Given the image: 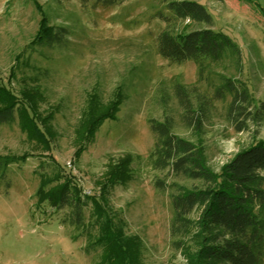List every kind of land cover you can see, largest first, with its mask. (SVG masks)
Returning a JSON list of instances; mask_svg holds the SVG:
<instances>
[{
  "label": "rangeland",
  "instance_id": "rangeland-1",
  "mask_svg": "<svg viewBox=\"0 0 264 264\" xmlns=\"http://www.w3.org/2000/svg\"><path fill=\"white\" fill-rule=\"evenodd\" d=\"M196 1L211 14V28L228 34L236 46L218 60H206L199 80L194 60L169 62L157 51L161 29L180 34L198 27L174 19L167 25L156 15L171 16L162 0L108 6L94 0H0V82L17 96L29 93L36 114L47 117L55 133L46 149L27 139L16 122L0 124V154L26 156L0 180V264H95L103 251L112 264L183 263L169 246V198L153 185L163 173L148 163L154 134L147 118L163 117L155 88L179 81L210 97L229 79L244 84L256 103L264 100V0ZM43 15L68 33L58 44L33 49L28 46ZM92 95L103 119L91 133L84 112ZM229 101V93L212 100L204 119L205 154L216 172L236 150L264 139V122L234 128L226 118ZM166 108L175 131L191 137L176 99ZM38 154L52 155L83 194L101 198L109 220L106 237L96 227L89 237L75 239L60 220L67 208L36 205ZM124 158L131 161L129 179L109 184L110 171ZM99 238L108 246L88 251V243Z\"/></svg>",
  "mask_w": 264,
  "mask_h": 264
},
{
  "label": "trees",
  "instance_id": "trees-1",
  "mask_svg": "<svg viewBox=\"0 0 264 264\" xmlns=\"http://www.w3.org/2000/svg\"><path fill=\"white\" fill-rule=\"evenodd\" d=\"M80 1L86 4L90 0ZM123 1L94 0V3L108 6ZM162 3L171 16L161 12L156 15L167 25L171 19H188L198 25L180 34L168 27L159 31L157 51L169 62L194 60L199 80L206 60H218L225 51L236 49L228 34L211 28L213 18L202 3L196 0H162ZM67 33L66 27L48 24L47 16L43 15L40 31L28 47H51L60 43ZM226 93L230 94L226 118L237 131L264 122V100L256 103L244 84L229 79L215 88L210 97L202 94L195 84L187 86L172 81L167 88L160 83L155 96L163 117L147 118L154 134L148 163L163 173L162 177L153 179V185L157 192L166 193L169 198L172 207L169 246L182 257V264H262L264 258V139L236 150L219 172L209 165L205 154V116L212 100L221 99ZM172 97L179 106L180 121L191 137L175 131L174 119L166 108ZM99 109L100 104L92 95L84 112V124L91 133L103 119ZM36 113L29 93L23 91V95L17 96L0 82V124L16 122L27 139H35L42 147L50 148V137L55 135L50 120ZM25 159V155L0 154V180L6 177L11 164ZM38 159L36 205L46 204L58 211L67 208L60 220L72 229L73 238L89 237L96 227L106 237L109 220L101 198L83 194L52 155L38 154ZM130 163L129 158H124L114 166L108 176L109 184L126 182L131 173ZM5 185L8 187L9 182ZM85 208L89 211L87 215ZM102 241L99 238L89 242L86 249L90 251L98 245L104 249L108 244L107 240ZM108 255L103 251L95 264H112Z\"/></svg>",
  "mask_w": 264,
  "mask_h": 264
},
{
  "label": "built area",
  "instance_id": "built-area-1",
  "mask_svg": "<svg viewBox=\"0 0 264 264\" xmlns=\"http://www.w3.org/2000/svg\"><path fill=\"white\" fill-rule=\"evenodd\" d=\"M187 21H188V19H187Z\"/></svg>",
  "mask_w": 264,
  "mask_h": 264
}]
</instances>
